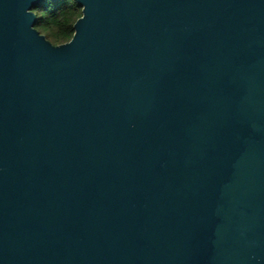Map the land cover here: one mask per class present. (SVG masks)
<instances>
[{
	"label": "water",
	"instance_id": "1",
	"mask_svg": "<svg viewBox=\"0 0 264 264\" xmlns=\"http://www.w3.org/2000/svg\"><path fill=\"white\" fill-rule=\"evenodd\" d=\"M0 0V264H264V0Z\"/></svg>",
	"mask_w": 264,
	"mask_h": 264
},
{
	"label": "trees",
	"instance_id": "2",
	"mask_svg": "<svg viewBox=\"0 0 264 264\" xmlns=\"http://www.w3.org/2000/svg\"><path fill=\"white\" fill-rule=\"evenodd\" d=\"M32 10L36 15L34 28L54 45L70 40L73 23L81 15L75 0H43Z\"/></svg>",
	"mask_w": 264,
	"mask_h": 264
}]
</instances>
